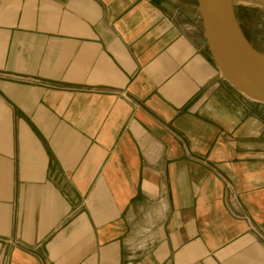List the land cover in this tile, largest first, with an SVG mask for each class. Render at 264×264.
Returning <instances> with one entry per match:
<instances>
[{
  "label": "crops",
  "instance_id": "crops-1",
  "mask_svg": "<svg viewBox=\"0 0 264 264\" xmlns=\"http://www.w3.org/2000/svg\"><path fill=\"white\" fill-rule=\"evenodd\" d=\"M0 264H264V103L197 2L0 0Z\"/></svg>",
  "mask_w": 264,
  "mask_h": 264
},
{
  "label": "water",
  "instance_id": "water-1",
  "mask_svg": "<svg viewBox=\"0 0 264 264\" xmlns=\"http://www.w3.org/2000/svg\"><path fill=\"white\" fill-rule=\"evenodd\" d=\"M196 2L208 50L224 78L241 93L264 103V53L245 37L231 0Z\"/></svg>",
  "mask_w": 264,
  "mask_h": 264
},
{
  "label": "rangeland",
  "instance_id": "rangeland-1",
  "mask_svg": "<svg viewBox=\"0 0 264 264\" xmlns=\"http://www.w3.org/2000/svg\"><path fill=\"white\" fill-rule=\"evenodd\" d=\"M181 1L176 0V3ZM191 1L196 5V0ZM231 6L247 40L253 48L264 53V1L231 0Z\"/></svg>",
  "mask_w": 264,
  "mask_h": 264
},
{
  "label": "built area",
  "instance_id": "built-area-1",
  "mask_svg": "<svg viewBox=\"0 0 264 264\" xmlns=\"http://www.w3.org/2000/svg\"><path fill=\"white\" fill-rule=\"evenodd\" d=\"M245 220H248V219L245 217ZM251 229H252V227H251Z\"/></svg>",
  "mask_w": 264,
  "mask_h": 264
},
{
  "label": "bare ground",
  "instance_id": "bare-ground-1",
  "mask_svg": "<svg viewBox=\"0 0 264 264\" xmlns=\"http://www.w3.org/2000/svg\"><path fill=\"white\" fill-rule=\"evenodd\" d=\"M251 1V0H250ZM255 4V3H254Z\"/></svg>",
  "mask_w": 264,
  "mask_h": 264
}]
</instances>
